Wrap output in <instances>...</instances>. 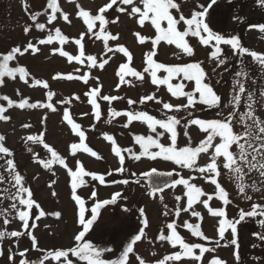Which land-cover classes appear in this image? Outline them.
Listing matches in <instances>:
<instances>
[{
    "label": "snow or ice",
    "instance_id": "snow-or-ice-1",
    "mask_svg": "<svg viewBox=\"0 0 264 264\" xmlns=\"http://www.w3.org/2000/svg\"><path fill=\"white\" fill-rule=\"evenodd\" d=\"M69 3H75V17L80 19L85 26V30L80 32L78 37L70 38L65 35L61 28L51 27L55 21L62 19L65 23L71 24L70 14L65 12L59 0H46V6L42 11L28 12L31 24L24 27V33L30 35L33 29L37 30L41 36L38 39H30L26 43L16 44L0 52V87L5 86V78L12 81L23 82L29 88L42 87L45 89V99L31 102L29 97H25L19 89H16L18 99H13L9 95H0V121L8 122L11 117L6 113L10 109H41L45 110L44 116L41 118L43 130L39 133L29 134L25 136V144L41 145L45 152V156L41 157L39 153H34L29 147L27 150L32 155V161L45 171L56 175L54 169L56 166L62 168L68 177L69 196L73 202L74 215L79 231L73 236V244L67 248L42 249L38 245V239L34 235V229L38 226L36 221L46 216H54L56 219L62 218L60 211L51 213L45 212L40 203L34 198L31 186L27 184L26 176L21 174L18 165L14 159V152L5 146L6 137L0 134V160H4L3 172L0 173V184H7L10 187L0 188V199L10 201V207L0 211L2 217L3 228L0 229V256L4 255L3 243L6 239H13L17 244L20 238H27L30 241V248H26L19 252H14L9 248L8 260L10 264H131V257L135 256L137 264H148L142 256L135 252V245L140 242L145 234V229L149 226L148 218L144 208L139 209L142 218V226L137 234L131 236L127 244L122 248L118 257L115 259L104 258V253H111V248H100L86 239V236L93 230L97 224L101 210L107 205L116 204L117 200L122 198L121 192L113 193L108 199L98 198V186H107L108 184L130 183L129 179H109L114 174H125L127 172L126 158L134 161H141L147 158L152 161L162 160L170 162L180 170H189L193 175L185 177L182 172L173 168L171 171L161 172L156 168L139 174V177L149 181L148 195L163 201V192L165 189H175L182 186V195H175L174 200L176 206L174 215L179 218L181 213H189L197 219L196 223L186 220L183 224H178L177 219H173L164 224L160 229L156 240L166 242L173 249L172 252L163 256L162 259L155 260L154 264H181L183 261H195L196 264H204L206 253H215L216 248L220 246V242L225 240L226 232H231L232 239L228 244L237 245V225L246 217H264V204L252 203L249 211L241 209L238 218L231 219L228 217L226 207L231 203L230 193L220 182L222 169L229 175L230 180L234 182L235 188L239 195L245 200L251 201L253 197L248 194L264 192V119L256 115L254 110V99L251 92L247 93L248 102L245 105L246 111L239 113L237 119V109L240 106L242 95L247 89L245 83L240 79L234 81L230 104L233 111L226 116L217 113L216 118L203 119L194 117L193 111L197 105L204 109H219L221 107L222 98L216 93L214 88L207 82V72L202 67V62L192 61L182 64H167L156 59L158 49L161 43L168 46H174L178 50L174 55H186L192 57L195 55V49L190 43L189 38H195L199 45L209 47L208 58L215 60L219 65L226 63L224 49L221 45L228 46L234 56L243 57L245 55L251 57L253 62L258 63L264 68V52L250 50L245 47L238 35L225 36L214 31L207 22L209 9L212 8L217 0H209L207 6L195 4V7L188 15L182 11V3H188L190 0H106L102 5L98 6L96 11L83 7L78 0H68ZM261 6H264V0H259ZM25 11H28L27 0L24 3ZM111 11L118 13L115 17L108 14ZM59 14V16H58ZM120 15L133 19L136 24L143 29L150 26L154 35L147 36L141 32H134L133 35L139 45L146 43L151 44V49L143 53L142 69L138 70L133 67V53L123 44L114 43L120 39L119 33L113 34L109 26L118 24ZM44 16L45 22H39V17ZM235 19H239L238 17ZM181 25L183 27L181 28ZM249 29H258L260 33H264V24H250ZM86 38L92 44L100 42L102 44L103 55L90 54L87 52ZM264 38V37H261ZM69 43L75 46V53L65 50V46ZM55 45V46H54ZM42 46L50 47L51 55H59L65 58L69 64H77L87 67L89 71L80 72V68H76L77 74L57 72L52 76L53 80L80 81L85 85H89L91 80H95V86L88 88L83 93L87 100V104L91 106V115L95 121H100L102 117L101 101L107 102L109 107L107 110L110 119L116 117H126L124 128H128L133 122H139L146 125L148 134H133L134 144L139 145V152L133 148H122L118 145L116 138L105 132L103 138L109 142L111 152L118 161V167L110 169L106 173H98L85 168L84 164L77 159L75 167H70L67 158L63 156L55 147L46 142V121L47 113H55L59 108H63L62 123L66 124L70 132L77 138L68 146L69 155L77 157L78 154H87L97 160H102L103 156L89 146L87 133L81 124L77 123L71 113L70 106L73 99L80 100L79 95L62 98L54 101L56 93L50 89L46 80L35 78L26 66L19 64V58L26 54L36 55L41 52ZM117 54H122L125 58L124 62L118 65L115 76L118 82L115 85L119 90L121 86H135V82L143 84L146 78L151 85L155 86L158 91L161 86L166 89L170 97L175 99H184L186 103L173 104L165 102L162 98H158L156 92L143 95L139 98L141 105L149 101H154L162 106L165 111V118L158 119L147 111L134 110H116L111 107L112 102L123 100L124 97L116 95L102 94L103 85L99 77H93V69L104 70L110 60ZM106 57V58H105ZM242 63V61H241ZM14 65V66H13ZM163 73V75H161ZM243 70L236 72V77L246 76ZM189 85L191 88L189 89ZM260 95L264 97V90ZM136 100L129 98L127 104L135 105ZM229 105H224L228 107ZM187 112L186 122L182 124V119L177 115H167L169 112L179 113ZM89 113H82L81 116H87ZM242 125V131L235 130V124ZM195 126L202 134V138L198 143L193 144L192 137L188 131L190 127ZM29 123L22 124V128L30 129ZM95 128V124L92 125ZM178 127L184 129L183 135L187 140L183 146L178 142ZM167 136L168 143H162L161 138ZM202 157H207L204 163H200ZM7 174V179L5 174ZM252 173L259 176V181L246 179ZM132 177H137V173H131ZM166 177L171 178L157 180L154 178ZM38 178V177H37ZM35 179V178H34ZM202 179L205 183L214 187L209 193L200 185L193 181ZM135 183H140V178H136ZM56 181L52 180L48 183L50 189L53 188ZM91 188L90 194L85 197L79 194L81 189ZM52 196L57 193L52 191ZM126 199V198H124ZM216 199L223 206L212 207L211 201ZM89 202H91L89 206ZM202 206L206 209L210 217L217 219L216 231L218 239L205 235L202 230L203 216L195 206ZM167 209V205H164ZM35 209V214L33 210ZM125 211L128 209L125 208ZM14 213V215H12ZM169 213L166 210L163 215ZM11 216V219L9 218ZM18 222L20 228L10 230L13 222ZM260 225L264 226V219L259 220ZM179 228L187 230L192 237L199 238L210 244L214 243L215 247H209L205 243L189 242L181 235ZM257 238L264 241V233H254ZM36 251L40 253L38 257L33 259L29 253ZM155 255V253H152ZM236 260H239V253H233ZM17 256L19 259L17 260ZM207 264H227V261L218 255H212L208 259Z\"/></svg>",
    "mask_w": 264,
    "mask_h": 264
},
{
    "label": "rangeland",
    "instance_id": "rangeland-1",
    "mask_svg": "<svg viewBox=\"0 0 264 264\" xmlns=\"http://www.w3.org/2000/svg\"><path fill=\"white\" fill-rule=\"evenodd\" d=\"M29 1L35 8L40 9V11H42L46 6V0ZM59 2L62 9L70 14L71 24H67L62 19H58L51 27L61 28L62 32L70 38L78 37L80 32L85 30V26L83 25L82 21L76 18L74 15L76 11L75 3H69L68 0H59ZM78 2L83 7L91 9L93 12H95L97 7L106 2V0H78ZM197 2L207 6L209 0H190L188 3H182V11L184 14L188 15L195 7ZM237 3L235 6L234 3H230L228 0H217V3L209 9L208 23L212 24L210 27L214 31L219 32L224 30L226 27L227 29H230V25L235 24L238 20L235 18L238 17L240 19L242 17L243 12L241 10V2ZM116 15H118V13L115 12V14L111 17H115ZM45 19L46 18L44 16L40 17L42 22H45ZM25 23H28V19L25 14L23 0H0V28L4 31L6 37L9 38L8 40H11L10 38H14L18 34L23 40L27 42L28 38L23 32ZM182 27L183 25H181V28ZM109 28L113 34L119 33L120 39L114 43L123 44L128 47L134 56L133 67L141 70L143 66V53L151 49V44L146 43L143 46L139 45L133 33L141 32L143 35L152 36L154 35V32L151 27L145 26L143 29H141L133 19L124 15H120L119 23L111 24ZM32 35L35 36L32 39H38L41 36L38 31H35V33ZM0 40H2V38H0ZM189 40L195 49L194 56L188 57L186 55L180 54L174 55V53H177L178 50L175 49L174 46H168L162 42L158 49L159 57L163 61L169 63H187L205 58L209 55V52L211 51L209 47L199 45L195 38H189ZM86 45L88 53L96 54L98 57L103 55L102 44L100 42L92 44L91 41H88L86 38ZM65 50L75 53V46L69 43L65 46ZM24 57L28 61L30 71L39 79L48 81L50 89L56 93L54 101H59L62 98L73 95L80 96L79 101L73 99L72 105L70 106L71 113L76 122L81 124L85 129L89 146L102 155L103 159L97 160L87 154H78L75 158L69 155L68 146L70 143L75 142L77 138L72 135L66 124L62 123L63 108H59V110L55 113H47L46 142L55 147L63 156L67 158L70 167L74 168L75 161L79 159L84 164L86 169L98 173H106L110 169H115L118 167V161L111 152V146L109 142L103 138V133L107 132L113 135L116 138L118 145L121 147L128 144L130 140V133L138 132L139 134H148L146 125H143L139 122H133L128 128H124L123 124L126 122V117L123 116L116 117L115 119H112L111 123H108L107 121L110 119V117H108L107 114L109 107L107 102L101 101L103 113L102 117L100 121L94 120L93 116L91 115V106L87 104V100L83 95V93L86 92L89 87L95 86L96 81L94 79L90 81L89 85H85L80 81L52 79V76L57 72H72L73 74H77L75 72L76 68H80V72L83 73L89 71L87 67H83L75 63L69 64L65 58H61L59 55H51L50 47L48 46H42L41 52L36 55L26 54ZM222 58H226V63L224 65L218 66V62L215 60H205L203 65L205 71L208 73V77L212 79L211 81L214 86H216L219 92H222L221 107L219 109H213V113L211 116H208L207 119L216 118L218 112L221 113V115L226 116L229 112L233 111L230 100L233 94L232 89L234 88V81L236 79H240L242 82H244L247 89L246 93L242 95L240 106L237 109V119L239 118L240 112L247 110L245 105L248 102V89H250V92L253 94V99L255 101L253 107L256 115L261 119H264V97L260 95L261 91L264 90V84L261 81V77L264 75V68H261L258 63L253 62L252 59H246L245 56L241 57V59L238 61L236 60L237 62L234 63L235 65L231 66V62L233 60L232 51L229 53L227 52L226 55L224 54ZM124 59L125 58L122 56V54H117L110 60L109 64L106 65L104 70H91L92 76L99 77L100 82L103 85L102 94L124 97L123 100L112 102L111 107L115 108L116 110L140 111L145 110V108L147 110L152 109L154 111L163 110L162 106L154 101H149L143 105L138 102L141 96L150 94L152 92H156L157 97L162 98L163 101L171 102L174 105L186 103V101L182 98L178 100L170 97L163 86H161V88L157 91L155 86L151 85L147 78L143 84L134 81L135 86L130 87L123 85L119 90H117L115 85L118 82V77L115 76V71L117 70L118 65L124 62ZM248 64H250V68ZM241 70L246 73H248V70L250 71V82L246 78L248 74L241 77L235 76V73ZM161 75H163V73ZM17 85L21 87L26 95H32L35 100L42 101L45 99L46 90L42 87H36L34 89L29 88L19 80ZM189 88H191V85H189ZM258 92L260 93L258 94ZM129 98L136 100L137 103L135 105L129 106L127 104V100ZM224 105L229 106L224 107ZM82 113H89V115L81 116ZM6 114L9 115L11 119L8 122L0 121V132L6 137L5 146L9 147L10 149L19 151V148L21 145H23V150L21 153H19V151L14 157L19 171L21 174L26 176L27 184L31 186V189L36 191V200L38 203H40L45 212L51 213L54 211H60L62 213L61 219H56L54 216L49 215L36 221L38 226L34 229V235L39 240L38 245L42 249L70 247L73 244L74 234L79 231V226L76 223L73 202L70 200L69 196L70 190L66 172L59 166H56L54 169L56 175H52V173L40 168L32 161L33 153L28 152L27 149L31 147L34 153H39L41 157H44L45 152L42 149V146L36 144H25L23 139L29 134L39 133L43 130L41 118L44 116L45 110H19L13 108L10 109ZM24 123H29L32 125V127L30 129H24L22 128V124ZM93 124H95V128L92 127ZM235 130L237 132L242 131V125L236 123ZM188 131L192 137L193 144L198 143V141L202 138V134L195 126L190 127ZM184 140V144L187 143L186 138H184ZM162 143H168L167 136L163 137ZM136 152H139V150ZM206 160L207 157H202L200 163H204ZM1 164L2 161L0 160V166L3 165ZM126 165L127 172L125 174H114L109 179L119 180L120 176L125 178L126 176L131 175L133 172L137 173V177L135 178H138L140 173L148 171L151 168H156L161 172L171 171L173 168H176V171L182 172V175L185 177L193 175V173H190L189 170H180L172 163L162 160L152 161L147 158H142L141 161L126 163ZM221 171L222 175L220 182L230 193L231 203L226 207V212L228 213L227 215L229 218H238V214L241 209L244 211H249L251 209L252 203L264 204V192L253 193L249 191L248 194L251 195L253 199L251 201L245 200L243 196L238 194L235 184L230 180L229 175L223 169ZM246 179L249 182L251 180L259 181V176L256 173H252L250 177ZM52 180H55L56 183L53 188L50 189L48 187V183ZM143 180L144 181H140V183L136 185L129 183L127 185L108 184L107 186H98L97 191L98 198L101 200L108 199L115 192L122 193V198L118 199L115 205L119 208V212H121L119 213L121 215L120 218L124 217L123 210L120 208L122 205H133L136 207L138 205V208H144L145 214L149 221V226L145 229V234L142 240L137 242L135 245V252L148 261V264H152L154 259L157 258L156 256L160 254V250H165V253H170L171 250H173L166 242L162 244V242L156 240V237L158 236L159 229L164 224L174 219V209L176 206L174 196L182 195L183 188L182 186H177L175 189L166 190L162 194L163 201H161L159 199V194L156 198H151L148 195V187L146 185L145 178H143ZM193 182L202 186L206 192L211 193L214 190L212 185L205 183L202 179H196ZM6 187H10V185L0 184V188ZM52 191L57 193L55 197L51 195ZM90 192L91 188L89 187L81 189L79 194L87 197ZM90 204L91 202H89V206ZM165 204L167 205V209L164 208ZM211 205L214 208L223 206L221 202L216 199L211 201ZM9 207V200L0 199V211ZM195 207L196 210L200 211L203 216L201 226L205 235L212 238L213 240L218 239L216 231L217 219L210 217L206 209H204L202 206L197 205ZM166 210L169 213L167 216L163 215ZM33 214H35V209ZM12 215H14V213ZM9 218L11 219V216ZM245 219L247 222H249V225H245L244 220L237 225V229L242 224L245 225L244 231L237 233V245L233 246L228 244L227 247L224 246L232 239L231 232H226L225 240L221 241L220 246L216 248L217 252L220 250L238 249L242 248V246H245V248H253V244H257L255 239L253 241V238L257 237L254 235V233H260V229L264 231V226L260 225L259 223V220L264 219V217H246ZM141 220L137 224L140 227ZM183 220H188L191 223L197 222V219L192 217L190 212L181 213L180 217L178 218L179 224H182ZM0 221H2V217H0ZM253 221L254 224H250ZM105 223L107 222L105 221ZM122 223L123 222L119 223L116 221L113 225H107L109 230H105V233L112 232L114 228V230H117L118 228H124L125 224ZM3 227L4 226L2 222H0V229ZM19 228L20 224L18 222L14 221L10 225V230H17ZM181 230L182 232L184 231L183 228H181ZM130 231L131 229L127 230V232ZM183 233H185L184 235L186 237H190V234H188L187 231H184ZM15 243L16 242L11 238L4 241V255L0 260V264H10V261L8 260V247L14 248V252H19L26 248H30V241L27 238H20L18 244ZM203 243L209 245V247H215L214 243L210 244L206 241ZM152 253H155V255ZM29 255L33 258L36 255L38 257L40 253L31 251ZM18 259L19 257L17 256V260ZM130 259L131 264H137L135 256H132ZM181 264H195V261H183Z\"/></svg>",
    "mask_w": 264,
    "mask_h": 264
},
{
    "label": "trees",
    "instance_id": "trees-1",
    "mask_svg": "<svg viewBox=\"0 0 264 264\" xmlns=\"http://www.w3.org/2000/svg\"><path fill=\"white\" fill-rule=\"evenodd\" d=\"M24 3H25V0H23ZM27 4H28V11L26 12L25 11V14H26V17L28 19V23H25L24 24V27L26 25H29L32 23V21L30 20V17L28 15V12H37V11H40V9L38 8H35L32 3H30L29 0H27ZM25 8V7H24ZM115 14V11H111L108 15L111 17L112 15ZM209 16V15H208ZM212 16V15H210ZM208 17H207V22H208ZM39 22H42L40 20V17H39ZM212 25V24H210ZM243 17H241L240 19L237 20V22L233 25H230V29L227 27L222 30V31H219V33L221 34H224L225 36H230V35H238L241 39V42L242 44L243 43ZM35 29H33V31L31 32L30 35H26L24 33V35L28 38V40L32 39L33 36L32 34L35 33ZM24 32V31H23ZM0 38H2V40H0V52H3L5 51L6 49L10 48L11 46H14L16 44H23V43H26L25 40H23L21 38V36H19L18 34L14 37V38H10L11 40H8L9 38L6 37V34L4 33V31L0 28ZM221 47L224 49V54L226 55L227 52L229 53L231 50L228 46H225V45H221ZM209 56V55H208ZM208 56H206L205 58H201V59H198V60H194V61H200L202 62V67L205 63V60L208 61L210 60L208 58ZM156 59L160 62H164V63H167V64H182V63H169V62H165L163 61L159 55L156 56ZM241 57L239 56H234L233 55V60L231 62V66L232 65H235L234 63L237 62L238 60H240ZM237 60V61H236ZM189 63V62H187ZM19 64L20 65H24L27 67V69L29 70V72L37 79H39L36 75H34L31 71H30V66L28 64V61L26 60L25 57H21L19 58ZM14 66V65H13ZM204 68V67H203ZM205 70V68H204ZM162 74V73H161ZM208 74V73H207ZM18 78L16 81H12L8 78H5V86L3 87H0V95H3V94H6V95H9L11 98L13 99H18V97L16 96V92L15 90L16 89H19L20 92L25 96V97H29L31 102H35L37 100H35L32 95H26L23 90L21 89V87H19L17 85V82H18ZM212 79L210 77L207 78V80L205 82L209 83L213 88L214 90L216 91V93L218 95L221 96L222 98V92H219L216 88V86H214V84L212 83L211 81ZM190 89V88H189ZM32 110V109H31ZM140 111H147L148 113H150L151 115L157 117L158 119H163L165 118V111L164 110H158V111H154V110H147L145 108V110H140ZM213 113V109H204V110H201V106L200 105H197L196 109L193 111V116L194 117H200V118H203V119H207L208 116H211V114ZM167 115H177L178 118H184L182 119V124L186 122V119L188 118L187 117V112L185 111H180L179 113H175V112H169L167 113ZM178 132H179V139H178V142L181 146L184 145V135H183V132H184V129L182 127H178ZM0 134H2L0 132ZM133 134H139L138 132L137 133H130V140L128 142L127 145L125 146H122V148H133L134 151H137L139 149V145H136L134 144V141H133ZM162 139L163 137L161 138V142H162ZM23 145H21V147L19 148V151L17 150H13L11 149L13 152H14V157L16 156V154L19 152L21 153V151L23 150ZM2 161V164L4 165V160H1ZM130 162H134V160H130V159H127L126 158V163H130ZM1 164V165H2ZM2 165V166H3ZM125 166H127L125 164ZM19 169V168H18ZM3 172V168L0 167V173ZM5 174V177L7 179V174ZM140 178V181H144L142 177H138ZM120 179H129L130 180V184H133V185H136L137 183H135V177H132V175H128L126 176L125 178L120 176ZM29 185V184H28ZM33 193H34V198L36 199V191L33 190ZM137 203V202H136ZM116 204L114 205H107L105 208H103L101 210V216L97 222L96 225H94V228L93 230L86 236V239L90 240L92 243H94L96 246L100 247V248H111L113 249V251L111 253H104V258L106 259H115L118 257L119 253L122 251V248L127 244V242L130 240L131 236L137 234L140 226L137 225L138 222L142 219L140 217V214H139V209L138 208V205L137 207L136 206H133V205H130V206H125V205H122L120 208L123 210V214H124V217L123 218H120V214L121 212H119V208L115 206ZM127 208L128 210L125 211L124 209ZM34 211V210H33ZM107 212V213H106ZM228 214V213H227ZM105 217V218H104ZM250 218H253V217H250ZM263 218V217H262ZM174 219H177V223L179 224L178 222V218L174 217ZM105 221L107 223H105ZM118 221L119 223L120 222H123L122 224H125L124 225V228H118L117 230H114L112 232H108V233H105V230H109L107 225L109 224H114V222ZM184 221L186 220H183L182 224L184 223ZM104 223V224H103ZM244 224L245 225H249V222L246 221V219H244ZM250 224H254V221ZM245 225H241L239 226V228L237 229V233L238 232H241V231H244V226ZM142 226V224H141ZM131 229L130 232H127V230ZM184 231H187L185 229H183ZM178 231H180L181 235H183L189 242H198V243H203L205 241H201L199 238H196V237H192L191 234L187 231L188 234H190V237L188 238V236L186 237L184 234L186 233H183L181 228L178 229ZM253 233V232H252ZM260 233H264V231H262L260 229ZM26 239V238H24ZM254 239L257 241V244H253V248L255 249H263L264 248V241L262 240H259L257 237L253 238V241ZM39 242V240H38ZM165 242H162V244H164ZM16 244V243H15ZM169 246V244H168ZM209 246V245H207ZM171 247V246H170ZM243 247V246H242ZM245 247V246H244ZM4 248V247H3ZM7 248V247H6ZM9 248H7L8 250V253H9ZM60 248V247H59ZM12 250L14 248H11ZM14 251V250H13ZM37 257L34 256L33 259H35ZM3 258V256H0V260Z\"/></svg>",
    "mask_w": 264,
    "mask_h": 264
},
{
    "label": "flooded vegetation",
    "instance_id": "flooded-vegetation-1",
    "mask_svg": "<svg viewBox=\"0 0 264 264\" xmlns=\"http://www.w3.org/2000/svg\"><path fill=\"white\" fill-rule=\"evenodd\" d=\"M230 3H234L236 6L238 3L241 2V10L243 12V45L250 50H255L258 52H264V33H260L258 29H249L250 24H264V6H261L259 0H228ZM237 3V4H236ZM236 11V9H235ZM231 15V14H230ZM246 59L251 60V57L245 55ZM249 68H250V64ZM248 68V69H249ZM248 76H246L247 80L251 81V73L248 70ZM260 81V80H257ZM261 81L264 84V75L261 77ZM250 92V89H248ZM260 92H258L259 94ZM260 240V239H259ZM173 250H171L172 252ZM165 250H160V254H158L155 260L162 259L164 255L169 254L165 253ZM239 253V260L237 261L234 257L233 253ZM212 255H218L219 257L225 259L227 264H264V248L263 249H255V248H238V249H230V250H220L216 251L215 253H206L204 264H207L209 258ZM171 264V262H170ZM196 264V262H195Z\"/></svg>",
    "mask_w": 264,
    "mask_h": 264
},
{
    "label": "water",
    "instance_id": "water-1",
    "mask_svg": "<svg viewBox=\"0 0 264 264\" xmlns=\"http://www.w3.org/2000/svg\"><path fill=\"white\" fill-rule=\"evenodd\" d=\"M154 179H157V180L169 179L170 180L171 178L159 177V178H154ZM146 183H147V186H148V189H149V181L146 180ZM166 190H168V189H165L164 191H166Z\"/></svg>",
    "mask_w": 264,
    "mask_h": 264
}]
</instances>
